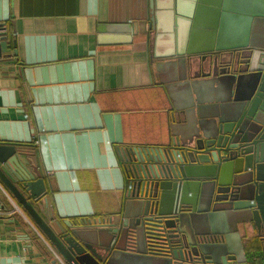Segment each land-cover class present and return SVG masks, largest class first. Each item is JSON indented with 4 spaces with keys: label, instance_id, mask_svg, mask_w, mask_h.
<instances>
[{
    "label": "water",
    "instance_id": "water-1",
    "mask_svg": "<svg viewBox=\"0 0 264 264\" xmlns=\"http://www.w3.org/2000/svg\"><path fill=\"white\" fill-rule=\"evenodd\" d=\"M142 11L173 124L166 143L122 150L118 218L59 235L34 205L45 179L15 144L0 143V180L69 264H250L244 239L264 252V0H145ZM14 48L3 32L0 59Z\"/></svg>",
    "mask_w": 264,
    "mask_h": 264
},
{
    "label": "crops",
    "instance_id": "crops-1",
    "mask_svg": "<svg viewBox=\"0 0 264 264\" xmlns=\"http://www.w3.org/2000/svg\"><path fill=\"white\" fill-rule=\"evenodd\" d=\"M144 2L0 0L16 41L0 59V143L32 157L47 185L34 205L59 235L71 218H118L122 150L168 141L171 100L150 65L153 33L138 24ZM20 210L36 225L0 180V264H52L55 247ZM244 244L264 264L261 240Z\"/></svg>",
    "mask_w": 264,
    "mask_h": 264
},
{
    "label": "rangeland",
    "instance_id": "rangeland-1",
    "mask_svg": "<svg viewBox=\"0 0 264 264\" xmlns=\"http://www.w3.org/2000/svg\"><path fill=\"white\" fill-rule=\"evenodd\" d=\"M36 226V225H35ZM210 230V227L207 225V231ZM230 237H231V243L233 244V249L237 252H241L242 250V239L241 235L238 231V224H231L230 228ZM232 247V245H231ZM117 264H147L144 261H135L132 260L129 257H121L120 261ZM151 264V263H149Z\"/></svg>",
    "mask_w": 264,
    "mask_h": 264
},
{
    "label": "built area",
    "instance_id": "built-area-1",
    "mask_svg": "<svg viewBox=\"0 0 264 264\" xmlns=\"http://www.w3.org/2000/svg\"><path fill=\"white\" fill-rule=\"evenodd\" d=\"M3 24V23H2ZM4 28L0 30V35L3 33V32H6L7 31V25L6 23L3 24ZM36 144H39L40 143V140L39 139H35L34 140ZM132 185H129V188H131ZM127 190V189H126ZM14 203V202H13ZM15 204V203H14ZM16 206V204H15ZM19 210V209H18ZM21 211V210H20ZM21 213L26 217V219L30 222L32 228L35 230V232L45 240V238L43 237V235L40 233L39 229L29 220V218L23 213V211H21ZM46 241V240H45ZM47 244H49L47 241H46ZM51 250H52V255H53V262L52 264H69L66 259L60 254V252H58L57 250L53 249V247H51Z\"/></svg>",
    "mask_w": 264,
    "mask_h": 264
},
{
    "label": "trees",
    "instance_id": "trees-1",
    "mask_svg": "<svg viewBox=\"0 0 264 264\" xmlns=\"http://www.w3.org/2000/svg\"><path fill=\"white\" fill-rule=\"evenodd\" d=\"M6 25H7L6 34H7L8 41L10 42V44H13L12 43L13 37H12L11 26H10L9 22H7ZM105 219H107V218H103L101 220L104 221ZM70 220H71V223L73 225H75V226H81V225H85V224L88 225L90 223L89 220H91V224H94V222H97L98 221V218H96V217H88V218H85V217H82V218L81 217H78L77 218V217H75V218H71ZM69 231H70V228L68 227V228H66L64 230V234L67 233V232H69Z\"/></svg>",
    "mask_w": 264,
    "mask_h": 264
},
{
    "label": "flooded vegetation",
    "instance_id": "flooded-vegetation-1",
    "mask_svg": "<svg viewBox=\"0 0 264 264\" xmlns=\"http://www.w3.org/2000/svg\"><path fill=\"white\" fill-rule=\"evenodd\" d=\"M263 255H264V252H263Z\"/></svg>",
    "mask_w": 264,
    "mask_h": 264
}]
</instances>
